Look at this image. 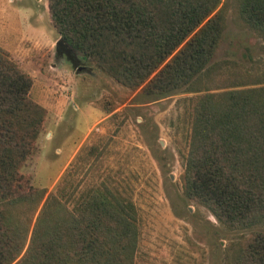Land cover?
<instances>
[{"label":"trees","instance_id":"1","mask_svg":"<svg viewBox=\"0 0 264 264\" xmlns=\"http://www.w3.org/2000/svg\"><path fill=\"white\" fill-rule=\"evenodd\" d=\"M47 2L74 52L121 84L146 96L198 92L183 194L227 229L263 224L264 58L245 72L209 64L230 0ZM234 4L237 18L264 36V0ZM32 83L0 45V264H137L139 216L128 194L108 179L69 189V170L46 194L22 172L46 114L30 95ZM223 264H264V231L228 241Z\"/></svg>","mask_w":264,"mask_h":264},{"label":"rangeland","instance_id":"2","mask_svg":"<svg viewBox=\"0 0 264 264\" xmlns=\"http://www.w3.org/2000/svg\"><path fill=\"white\" fill-rule=\"evenodd\" d=\"M59 37L47 0H0V45L32 76L30 95L46 109L35 150L21 167L34 185L55 191L69 170V189L108 179L123 190L139 216L137 264H223L228 241L264 231V223L227 229L183 194V156L198 92L146 96L79 52L73 63L55 48ZM263 58L264 36L237 18L230 0L209 64L225 74L245 72L258 70Z\"/></svg>","mask_w":264,"mask_h":264},{"label":"water","instance_id":"3","mask_svg":"<svg viewBox=\"0 0 264 264\" xmlns=\"http://www.w3.org/2000/svg\"><path fill=\"white\" fill-rule=\"evenodd\" d=\"M55 48L61 49L62 51H64V53L66 54V56L71 60L74 61V50L72 49V47L60 36L55 43Z\"/></svg>","mask_w":264,"mask_h":264},{"label":"flooded vegetation","instance_id":"4","mask_svg":"<svg viewBox=\"0 0 264 264\" xmlns=\"http://www.w3.org/2000/svg\"><path fill=\"white\" fill-rule=\"evenodd\" d=\"M57 51H59V52H62V53H63V55L65 54V53H64V51H62L61 49H58ZM65 55H66V54H65ZM76 60H77V58L75 57V58H74V61H72V62H73V63H75V62H76Z\"/></svg>","mask_w":264,"mask_h":264}]
</instances>
